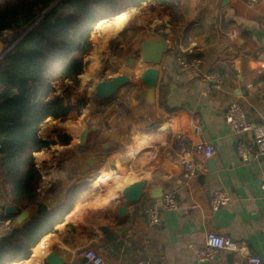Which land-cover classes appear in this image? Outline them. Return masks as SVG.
<instances>
[{"label": "crops", "instance_id": "crops-1", "mask_svg": "<svg viewBox=\"0 0 264 264\" xmlns=\"http://www.w3.org/2000/svg\"><path fill=\"white\" fill-rule=\"evenodd\" d=\"M176 16L172 20L171 11L146 3L112 19L128 24L140 43L160 38L168 42L158 66L155 104L147 106L143 84L130 78V84L118 90L111 101H99L95 96L75 104L67 101L72 106L85 102L79 114L72 112L67 117L78 116L75 125L63 128L61 121L48 120L49 128L41 129L40 137L54 144L34 154L36 168L42 174L40 198L49 209L55 208L66 202L68 188L89 182L55 232L32 249L28 260L13 264H28L32 255V264H37L36 259L43 264L49 252L64 258L66 264H84L76 257L80 248L101 254L105 264L141 260L149 264H252V256L264 264V157L256 154L248 133L242 141L252 154L244 162L238 155L239 140L224 120L227 106L236 102L253 126L264 123V0L255 5L247 0H180ZM112 20L102 21L101 25ZM114 37L101 38L100 50L105 57L111 56L108 48ZM178 56L198 58L201 64L198 68L180 67ZM94 68L99 70L100 64ZM139 68L136 76L148 66ZM213 72L220 78V91L203 80L205 74ZM118 74L127 75L120 70ZM63 82L74 85L69 80ZM57 92L55 86L53 98L59 97ZM88 120L91 122L85 124ZM85 126L93 132L88 148L83 150L78 146V137ZM97 132L121 144L106 153L108 143L91 145ZM59 134L69 136L70 143H59ZM178 135L193 144L209 143L216 152L203 162L206 171L189 181L182 175L173 144ZM116 155L121 156L120 170L114 164ZM87 158L92 159L93 166ZM112 165L116 173H111ZM101 174L102 181L106 176L112 178L111 184L105 183L106 192L92 201L84 199L95 185L91 179ZM137 180L146 181L147 189L163 187L162 195L174 192L179 209L161 212L159 224L150 226L145 210L156 200L146 194L128 208L124 218H119L116 212L123 203L121 189ZM218 190L229 194L230 203L213 212L209 199ZM7 206L12 205L1 194L0 235L10 226V221H4L9 216L5 213ZM101 228L105 232L101 233ZM208 232L230 238L245 249L219 252L199 263L196 255L205 248Z\"/></svg>", "mask_w": 264, "mask_h": 264}, {"label": "trees", "instance_id": "trees-1", "mask_svg": "<svg viewBox=\"0 0 264 264\" xmlns=\"http://www.w3.org/2000/svg\"><path fill=\"white\" fill-rule=\"evenodd\" d=\"M146 3L164 7L177 19L180 0H0L5 52L0 57V195L19 210L36 207L20 228L12 226V216L4 218L10 226L0 235V264L28 260L87 190L84 183L72 185L66 202L51 209L38 192L42 174L34 154L54 144L40 137L42 126L48 119L64 121L75 111L65 98L52 97L55 84H78L100 22ZM84 105L78 102L79 109ZM57 138L64 145L71 141L67 135Z\"/></svg>", "mask_w": 264, "mask_h": 264}, {"label": "built area", "instance_id": "built-area-1", "mask_svg": "<svg viewBox=\"0 0 264 264\" xmlns=\"http://www.w3.org/2000/svg\"><path fill=\"white\" fill-rule=\"evenodd\" d=\"M262 0H247L249 5H255ZM176 63L184 68H198L201 61L198 58L178 56ZM210 87L220 91L222 89L221 81L216 73H207L203 76ZM224 120L231 132L238 138V155L246 162L252 154V150L242 139L248 133H251L253 144L257 155L264 157V123L253 126L248 120L243 108L236 102H231L224 113ZM175 151L177 152L178 163L185 180H192L199 173L206 171L203 162L212 159L215 156L214 147L206 142L190 143L183 135H178L173 141ZM264 192V181L262 183ZM230 203V196L224 190L214 191L210 196L209 205L213 212L219 211L221 208ZM179 209L177 196L174 192H167L155 201L152 206L145 210L147 222L150 226H156L160 222L161 212H173ZM241 244L230 238L217 235L215 232H208L205 239V248L200 250L196 259L199 263L210 260L219 252L234 253L244 251ZM76 257L81 259L84 264H105L103 256L92 249L80 248L76 252ZM249 262L259 264L260 259L257 257H249ZM132 264H149L146 261H137Z\"/></svg>", "mask_w": 264, "mask_h": 264}, {"label": "rangeland", "instance_id": "rangeland-1", "mask_svg": "<svg viewBox=\"0 0 264 264\" xmlns=\"http://www.w3.org/2000/svg\"><path fill=\"white\" fill-rule=\"evenodd\" d=\"M101 24L103 23L100 22L96 26L95 31L91 34V49L89 51V54L85 58V65L78 77V84H74V86L72 83L59 82L55 85L58 91L56 94L59 97L65 98L68 102L73 100L75 104V102L83 98L86 100H88V98L93 99L95 85L100 81H105L114 76L120 75L118 74L119 70L126 73L131 79L136 80V73L137 71H139V67L143 66L140 58L141 43L140 41L134 39V30L130 31V26L128 24L124 25L120 19L112 20L109 23L104 24L103 26ZM107 35L110 37L115 36V39L113 41H110L109 43L108 49L110 50L111 55L109 58L105 57L104 53H101L102 51L100 50V44L103 43V41H101V38ZM1 53H4V47ZM128 57L130 61H127ZM96 63L100 64V69L95 71L94 67ZM74 107V112L76 113L79 110V107ZM77 118L78 116H72L71 119H66L65 122L61 121L62 127L65 128V125L70 126L71 124L75 125ZM48 120L42 126V129L44 127L47 128V126L49 128V124H47ZM90 122L91 121L89 120L85 121V124H89ZM96 123L99 124V122ZM92 126H95V124H92ZM97 134L98 137H95L92 140L91 145H99L101 147L102 145L108 143L109 148L107 150H104L106 153H108L109 149L118 147V145L121 144L118 140L113 141V139H108L107 137L100 135L98 132ZM119 157L121 156L116 155L115 159L119 160ZM123 160L126 161L125 158ZM118 169H121L120 165ZM110 170L112 171L111 173L117 172V169L113 167V165ZM106 177L107 178L104 177V180L102 181V174L101 176H94L93 179H91V184L95 185L92 188H89L84 199L87 198V200L89 199V201H92L94 198H98L99 195H103L104 192H106L107 184L112 183H110V181H112V178L108 176ZM88 182L89 181H86L84 184H88Z\"/></svg>", "mask_w": 264, "mask_h": 264}, {"label": "water", "instance_id": "water-1", "mask_svg": "<svg viewBox=\"0 0 264 264\" xmlns=\"http://www.w3.org/2000/svg\"><path fill=\"white\" fill-rule=\"evenodd\" d=\"M169 44L163 39L157 40H143L140 49V58L142 64L148 68L142 70L137 75V79L143 84L144 100L147 106L153 107L155 104V91L159 81V69L163 56L168 50ZM3 51V46L0 43V53ZM4 53H1L2 57ZM130 61V59L128 60ZM131 82L130 77L127 75H117L108 80L100 81L95 85L94 96L99 101H111L118 90L129 85ZM93 130L89 126H85L78 137V146L81 149L88 148L89 140ZM107 146H104L106 148ZM86 162L89 166H93L91 158H87ZM115 166L118 168L120 165L119 160H115ZM147 182L137 180L126 184L121 189V197L123 199L122 205L117 210L116 214L119 218H124L127 215L128 208L134 204L139 203L142 198L147 194L152 200H157L162 197L163 187L150 186L147 189ZM36 207H29L22 211L16 210L12 206L5 208V213L9 216H14V228H20L28 222L34 215ZM101 233L105 232V228L100 229ZM43 264H66V260L58 256L54 252H49L45 255Z\"/></svg>", "mask_w": 264, "mask_h": 264}, {"label": "bare ground", "instance_id": "bare-ground-1", "mask_svg": "<svg viewBox=\"0 0 264 264\" xmlns=\"http://www.w3.org/2000/svg\"><path fill=\"white\" fill-rule=\"evenodd\" d=\"M118 187H119V185H117ZM116 188V187H115ZM39 252H41V251H39ZM36 257L38 258L39 257V254H38V252L36 253ZM36 262H37V264H38V262H40V260L39 259H36Z\"/></svg>", "mask_w": 264, "mask_h": 264}]
</instances>
